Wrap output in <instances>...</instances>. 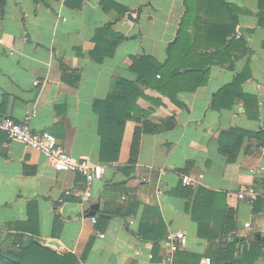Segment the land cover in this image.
<instances>
[{
  "label": "crops",
  "instance_id": "0c3cea01",
  "mask_svg": "<svg viewBox=\"0 0 264 264\" xmlns=\"http://www.w3.org/2000/svg\"><path fill=\"white\" fill-rule=\"evenodd\" d=\"M210 1L217 9H201L188 28L191 49L220 48L203 83L194 88L197 78L187 81L191 74H182L174 79L180 83L173 100L136 82L142 92L136 104L145 115L126 121L117 160L102 162L94 100L112 93L120 78L136 81L128 56L165 61L184 0H5L0 117H29L32 129L52 132L75 159L93 167L95 177L87 205L81 196L64 193L85 188L81 174L55 170L49 158L0 131L1 245L34 240L73 253L78 264H204L222 243L235 242L233 256L240 258L244 245L264 242L255 237H264V0ZM224 3L234 6L237 19L227 47L218 37L233 23ZM108 24L125 38L111 54L97 53L103 57L98 61L91 55L98 46L93 37ZM102 38L106 50L111 37ZM180 55L174 52L169 64L176 66ZM144 118L157 130L139 132L131 162L135 129ZM182 175L192 182L184 184ZM180 182L190 188L188 198L171 193ZM245 185L255 187L256 199L237 197ZM198 187L217 193L216 206L206 209L201 222L191 215ZM93 203H98L96 221L85 212ZM224 204L234 220L227 234ZM19 222H26L25 228ZM219 227L223 231L214 230ZM178 229L187 242L171 253L163 239ZM252 264H264V257Z\"/></svg>",
  "mask_w": 264,
  "mask_h": 264
},
{
  "label": "trees",
  "instance_id": "16d2710c",
  "mask_svg": "<svg viewBox=\"0 0 264 264\" xmlns=\"http://www.w3.org/2000/svg\"><path fill=\"white\" fill-rule=\"evenodd\" d=\"M184 3L185 11L179 24L177 38L168 44L165 61L162 63L158 62L152 56L146 54L128 56L127 58L130 59L129 68L137 74L136 81L120 78L117 80L116 89L112 93L108 94L105 98L94 100L93 109L99 117L98 132L101 137L99 157L102 162L117 160L126 121L129 118L138 120L140 116L145 115V112L141 111L136 104L137 96L142 95L136 82H140L145 86H155L175 100L174 93L178 90L179 87L177 86L180 82L177 83L174 79H178L182 74L183 78L189 77L188 75L191 74V78H188L187 81H191L193 77H196L194 88L205 80L204 75L207 66L214 60L220 48L218 45L216 48L206 51L191 49L188 46V39L190 36L188 28L190 24L195 23L196 20L199 19V17L196 16L198 11L203 9L206 13L217 9V7L210 0H184ZM4 4L5 0H0V19L3 15ZM224 6L232 13L233 23L226 31H220L221 34H219L218 37H220L219 41H222V45L227 47L232 39L231 35L234 31L237 19L233 11L234 6L230 3H224ZM140 8L141 7H139L138 10ZM121 9L123 11H131L126 7H121ZM104 34L111 37V40L108 41L109 44H107L108 48L106 50L101 46V42L107 43L103 41L102 36ZM93 38L96 42V46H98L94 48L91 55L96 60L102 61L103 57H100L97 53L99 54L100 52L101 56L103 54H111L114 46L121 39L125 38V36L112 31L110 29V24H108L107 27L99 29ZM176 51L181 53L180 58L176 66L170 65L169 63L172 55ZM167 64H169V70L166 69ZM157 74H159V77H157ZM168 88L172 90L169 91ZM222 92H224L223 88L220 93ZM156 130L157 126L148 119L144 118L140 121L139 126L135 129L130 148L131 162L136 160L139 132H155ZM260 132L262 131H258L255 134ZM242 135L243 133L238 134L237 137L240 139ZM220 151L227 153V150L222 144L220 145ZM190 191L189 187L180 182L171 193L174 195L186 196L188 198ZM216 199V192L198 187L192 203V218L198 222L204 220L206 216L204 212L208 207L212 208L216 206ZM188 206L189 203L186 204V207ZM221 207L222 222L223 224L225 223L224 234H227L230 232L229 224L234 222L233 211L231 208L226 207L225 204ZM19 223L21 228L27 224L26 222ZM214 230L218 232L220 230L223 231L220 227L219 229L214 228ZM251 242L252 243L248 246L244 245L240 258L238 256H233L234 252L237 250L235 242L222 243L225 246L217 250L214 259L211 256L209 257L216 261L215 264H252L253 260L259 256L264 257V242L255 240ZM191 256L199 257L195 254H191ZM0 264H78V259L73 253L57 252L52 248L32 240L29 244L24 246L16 243V247H1L0 244Z\"/></svg>",
  "mask_w": 264,
  "mask_h": 264
},
{
  "label": "built area",
  "instance_id": "2783aa9c",
  "mask_svg": "<svg viewBox=\"0 0 264 264\" xmlns=\"http://www.w3.org/2000/svg\"><path fill=\"white\" fill-rule=\"evenodd\" d=\"M131 15L134 13L130 12ZM159 76V74H157ZM37 81H34L36 84ZM0 131L11 139L26 144L31 149H34L41 153L43 156L49 158L52 161V166L58 171H70L79 173L85 178V188L80 190L66 189L65 194H76L81 196L84 203L87 205L90 203L92 196L91 183L95 177V170L85 160L75 159L65 148L58 142L56 136L47 130H34L30 127L29 117L22 120H17L12 117H0ZM182 182L189 184L192 179L187 175H182ZM160 194L161 190H157ZM258 192L252 185H245L238 189L237 197L240 199H256ZM92 221H96V217L92 216ZM245 226L249 223L245 222ZM187 242V234L184 230L178 229L169 232L163 239V243L171 251V253L177 251L181 247H184ZM151 256V255H150ZM204 264H215V262L206 256L203 258Z\"/></svg>",
  "mask_w": 264,
  "mask_h": 264
},
{
  "label": "water",
  "instance_id": "95a60500",
  "mask_svg": "<svg viewBox=\"0 0 264 264\" xmlns=\"http://www.w3.org/2000/svg\"><path fill=\"white\" fill-rule=\"evenodd\" d=\"M98 210V203L91 204L87 209H85V212L89 216H94L96 214V211ZM256 239H262L264 241V237H261L260 233L255 234ZM231 241H233V238H230Z\"/></svg>",
  "mask_w": 264,
  "mask_h": 264
},
{
  "label": "rangeland",
  "instance_id": "374dc122",
  "mask_svg": "<svg viewBox=\"0 0 264 264\" xmlns=\"http://www.w3.org/2000/svg\"><path fill=\"white\" fill-rule=\"evenodd\" d=\"M1 247H9V245L7 246V244L5 243L4 245L2 244Z\"/></svg>",
  "mask_w": 264,
  "mask_h": 264
}]
</instances>
